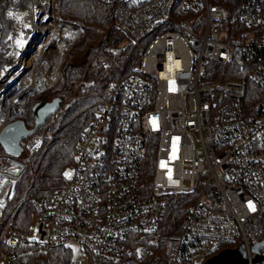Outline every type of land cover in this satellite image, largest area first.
Instances as JSON below:
<instances>
[{
	"label": "built area",
	"instance_id": "built-area-1",
	"mask_svg": "<svg viewBox=\"0 0 264 264\" xmlns=\"http://www.w3.org/2000/svg\"><path fill=\"white\" fill-rule=\"evenodd\" d=\"M105 1L113 4L116 29L107 51L122 57L118 75L39 214L36 235L18 232L8 242L71 248L81 257L70 264H204L226 243L243 245L247 264H264L253 261L264 255V247L254 248L264 241V0L230 7L211 0ZM36 2L31 40L47 42L59 59L58 77L60 60L83 30L55 22L39 32ZM1 35L0 59L7 58L0 62V133L27 116L35 93L25 86L36 70L15 64ZM61 111L24 139L18 158L0 145V173L14 171L0 183V216L33 155L53 138ZM175 201L184 206L180 232L167 226Z\"/></svg>",
	"mask_w": 264,
	"mask_h": 264
},
{
	"label": "trees",
	"instance_id": "trees-1",
	"mask_svg": "<svg viewBox=\"0 0 264 264\" xmlns=\"http://www.w3.org/2000/svg\"><path fill=\"white\" fill-rule=\"evenodd\" d=\"M211 1L230 7L236 0ZM57 11L71 24L81 25L84 33L63 59L58 82L39 96L32 97L26 106L27 116L24 120L29 128L35 124L32 107L38 100L59 97V109H63V112L50 130L54 134L53 138L46 139L33 155L27 169L15 184L13 199L0 216V264H70L74 258V250L71 248L57 247L46 251L30 243L12 245L8 239L18 232L28 234L33 216H39L46 201L64 182V169L74 161L81 133L95 117L96 103L108 98L111 83L122 65L121 56L113 58L107 51V45L116 29L112 2L58 0ZM184 21L188 27H194L189 16ZM89 81L92 84H87ZM49 120L50 117L46 123ZM183 213L182 204L178 201L171 204L167 217L169 229L180 232ZM232 246L225 243L213 253ZM88 264L98 263L90 261Z\"/></svg>",
	"mask_w": 264,
	"mask_h": 264
},
{
	"label": "bare ground",
	"instance_id": "bare-ground-1",
	"mask_svg": "<svg viewBox=\"0 0 264 264\" xmlns=\"http://www.w3.org/2000/svg\"><path fill=\"white\" fill-rule=\"evenodd\" d=\"M43 2V0H41ZM36 0H0V16L2 17L1 42L3 44L2 49H8L13 53L12 57L15 64L22 63V68L25 66L36 63L37 57L40 51L45 52L43 62L44 67L33 70L30 82L25 86L31 91V93L37 94L48 84H52L56 77L55 66L59 62L54 56H51L50 52L45 50V44L43 38L38 39L33 50V55H27L26 58H22V53H26V50H30L31 37L33 33L37 31V26L32 18L30 11L35 10ZM22 33V34H21ZM20 38L18 39V36ZM8 46V47H7ZM7 57L0 59V62H4ZM34 63V64H35ZM14 171H3L0 173V183H7L13 175Z\"/></svg>",
	"mask_w": 264,
	"mask_h": 264
},
{
	"label": "rangeland",
	"instance_id": "rangeland-1",
	"mask_svg": "<svg viewBox=\"0 0 264 264\" xmlns=\"http://www.w3.org/2000/svg\"><path fill=\"white\" fill-rule=\"evenodd\" d=\"M36 1H37L36 2V6L38 8L37 20H38V31L39 32H42L43 29L46 28V25L53 26L55 22H59L60 24H63V25L66 24V23H70V22L66 21L63 18V16L61 14H59V12L57 11V1L58 0H47V4H45V5H43L41 0H36ZM78 27H81L82 30H83V27L81 25H79ZM83 33H84V31H82V36L76 42H74L73 45L75 43H77L83 37ZM37 41H38L37 39H35V41L34 40L31 41V45H30L31 48L35 47ZM73 45L69 49L66 50L63 58L60 60V63H59L60 65L58 67V77H55L57 79H55V81L53 80L52 84H48V81H47L46 82L47 85L44 88L45 90L54 87V85L58 82V80H59V72H60V69H61V63L63 62V59L65 58V56L67 55L69 50L73 47ZM32 52L33 53L31 55L35 54L34 50ZM45 54H46V51L45 52L40 51V54L37 57L36 63L35 62H34L35 64L33 63L34 67H39V69L44 67L43 59H44ZM42 92L43 91L38 92L37 94H35V97L39 96ZM62 112H63V109H62L61 113ZM57 118L52 121L51 128L53 127L54 123L57 121ZM51 128H50V130H51ZM49 134H53V133L49 131ZM38 227H39V216L35 215V216H33V219H32L31 225L29 227L28 234H27L30 239L33 238L36 235ZM246 256H247L246 249L243 246L239 245V246L232 247L231 249H229L227 251H221L219 253H212V255L206 259V262L210 263V264L211 263L223 264L226 261L244 259V258H246ZM80 257H81V254H79L78 251H75L74 252V258H80ZM84 264H87V262L85 261Z\"/></svg>",
	"mask_w": 264,
	"mask_h": 264
},
{
	"label": "water",
	"instance_id": "water-1",
	"mask_svg": "<svg viewBox=\"0 0 264 264\" xmlns=\"http://www.w3.org/2000/svg\"><path fill=\"white\" fill-rule=\"evenodd\" d=\"M60 101L61 100L59 97H54L51 100L41 99L36 101L32 107V111L35 118V124L32 128L27 127L24 119H16L9 122L0 133V145L2 149L9 155L13 156L14 158H18L23 152L22 141L27 137L35 134L39 130V128L45 124L46 120L59 109ZM13 162L23 167V164L20 163L17 159H13ZM263 247H264V241L258 244L254 248L256 251H258V249ZM229 249H225L223 251H227ZM262 258H264V255L258 253L253 258V261L257 262ZM247 263H248V258L246 256V258L244 259L226 261L223 264H247ZM204 264H210V263L205 262Z\"/></svg>",
	"mask_w": 264,
	"mask_h": 264
}]
</instances>
